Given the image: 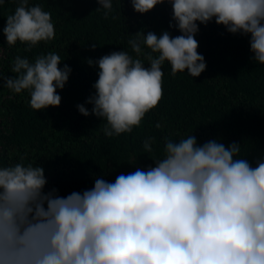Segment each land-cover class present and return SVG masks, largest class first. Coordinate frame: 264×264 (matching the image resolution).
Returning <instances> with one entry per match:
<instances>
[{"label":"clouds","instance_id":"9594fccd","mask_svg":"<svg viewBox=\"0 0 264 264\" xmlns=\"http://www.w3.org/2000/svg\"><path fill=\"white\" fill-rule=\"evenodd\" d=\"M97 2L105 18L114 12V0ZM164 4L180 35L140 31L128 41L135 55L114 51L88 60L99 69L86 101L92 108H77L106 121L109 138L131 133L158 106L166 63L173 77L207 70L196 39L201 25L250 37L253 59L264 65V0H131L141 15ZM3 33L8 47L19 43L31 52L55 39V26L41 5L18 0ZM63 62L56 52L32 60L17 55L4 88L27 92L37 112L58 108V90L72 73ZM154 143L146 138L145 152ZM163 151L154 167L114 182L97 177L93 187L67 196L49 189L45 168L25 157L0 166V264H264V158L253 166L240 144H198L195 135L166 138Z\"/></svg>","mask_w":264,"mask_h":264},{"label":"trees","instance_id":"16d2710c","mask_svg":"<svg viewBox=\"0 0 264 264\" xmlns=\"http://www.w3.org/2000/svg\"><path fill=\"white\" fill-rule=\"evenodd\" d=\"M35 4L51 14L55 39L31 52L19 43L8 47L3 33L18 0L0 4V166L25 157V163L45 168L49 189L67 196L93 187L97 177L114 182L120 174L154 167L153 159L164 155L166 138L178 142L195 135L198 144L213 139L225 146L236 142L242 146L241 157L253 166L264 158V65L254 61L250 37L234 36L214 22L201 25L196 39L207 70L198 78L187 72L173 77L166 63L158 106L131 133L109 138L102 131L106 121L85 117L77 108L81 104L92 108L86 101L95 92L99 69L89 66L88 60L114 51L135 55L128 41L140 31L180 35L169 27L171 6L158 5L141 15L131 0H114V12L105 18L97 11V0H30ZM49 52H56L64 61L61 68L67 64L72 73L65 89L58 90L60 107L37 112L30 107L29 94L12 93L4 88L3 78L15 75L11 67L17 55L32 60ZM149 137L155 139L152 153L143 147Z\"/></svg>","mask_w":264,"mask_h":264}]
</instances>
